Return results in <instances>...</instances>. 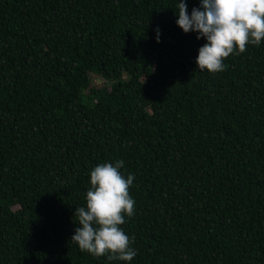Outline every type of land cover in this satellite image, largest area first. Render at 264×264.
<instances>
[{
    "label": "trees",
    "instance_id": "16d2710c",
    "mask_svg": "<svg viewBox=\"0 0 264 264\" xmlns=\"http://www.w3.org/2000/svg\"><path fill=\"white\" fill-rule=\"evenodd\" d=\"M178 3L0 0V264H264V38L200 70ZM117 160L130 262L71 242Z\"/></svg>",
    "mask_w": 264,
    "mask_h": 264
},
{
    "label": "clouds",
    "instance_id": "9594fccd",
    "mask_svg": "<svg viewBox=\"0 0 264 264\" xmlns=\"http://www.w3.org/2000/svg\"><path fill=\"white\" fill-rule=\"evenodd\" d=\"M177 25L185 33L197 32V39L207 41L200 47L197 65L200 70L216 73L226 68L222 60L238 49L245 51L246 44L259 45L264 38V0H201L191 15L187 4L179 0L176 5ZM159 42V28L156 29ZM124 162L117 160L94 167L90 172L91 188L86 192V205L77 207L74 216L79 223L71 242L81 251L94 257L108 253L107 259L130 262L137 254L130 246V237L119 227L125 217L134 215V201L129 196V185L135 179H125L118 170ZM77 223V222H76ZM135 237H131L134 243Z\"/></svg>",
    "mask_w": 264,
    "mask_h": 264
},
{
    "label": "rangeland",
    "instance_id": "374dc122",
    "mask_svg": "<svg viewBox=\"0 0 264 264\" xmlns=\"http://www.w3.org/2000/svg\"><path fill=\"white\" fill-rule=\"evenodd\" d=\"M97 81H99V80H97Z\"/></svg>",
    "mask_w": 264,
    "mask_h": 264
}]
</instances>
